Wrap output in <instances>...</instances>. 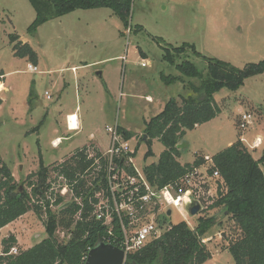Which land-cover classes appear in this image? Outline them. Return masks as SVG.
<instances>
[{"label":"rangeland","instance_id":"obj_1","mask_svg":"<svg viewBox=\"0 0 264 264\" xmlns=\"http://www.w3.org/2000/svg\"><path fill=\"white\" fill-rule=\"evenodd\" d=\"M35 19L36 13L27 0H0V75L5 76L6 87L0 96L3 101L0 151L16 184L24 188H27V176L38 170L40 161L44 165L51 163L47 180L54 183L55 189L61 186L53 168L66 159L52 163L60 158L61 151L58 150L65 145L74 147L87 142L89 134H93L106 150L108 135L104 127L115 125L116 121L135 136L131 147L135 151L133 162L136 169L142 172L145 166L155 163L163 146L154 140L151 145L153 155L144 157L147 146L140 141L144 121L156 116L160 103L168 97L179 102L177 93H180L181 86L182 96L198 97L194 89L201 85V79L186 77L165 61V49L171 53L172 49L183 45L193 46L198 56L186 49L181 56L171 53L172 60L175 64L189 61L200 69L203 76L206 74L204 58L223 61L237 69L264 60V0H131L127 28L105 8L75 11L47 21L30 34L28 28ZM9 35H17L35 51L37 73L28 72L26 61L14 56ZM141 61L149 65L141 67ZM83 65L86 67L78 68ZM71 68H75L74 71ZM102 69L113 96L106 93L104 84L96 75ZM76 75L80 77L79 98L75 97L73 88ZM162 76L169 82L166 83ZM146 94L155 103H148L144 99ZM213 98L220 109L219 116L211 123L186 132L183 139L189 143V149H185L179 162L191 163L196 153L201 157H212L241 138L250 148L259 138L256 135L261 134L259 147L250 150L246 147L254 159H260L264 149V124L263 127L258 124L264 123V73L245 80L235 91L223 88ZM76 105L81 110V131L67 132L59 113L73 111ZM243 114L251 116L250 125L245 130L238 127ZM54 137L67 139H62V146L54 150L50 142ZM85 147L84 154L97 152L93 146ZM259 166L264 171V165ZM208 167L209 163H205L200 172L191 177V188L201 196L207 208L215 200L217 189L214 179L206 177ZM84 178L88 181L89 193L96 192L100 187L97 182L101 181L96 165L92 164L84 172ZM96 178L97 184H92ZM46 198L48 200V192ZM61 198L63 204L60 206L80 203L69 193ZM99 202L101 207L102 204L107 206L102 196H99ZM37 204L43 205L41 201ZM60 206H49L58 218L61 217ZM42 210L40 217L28 212L0 229V256L2 241L10 237L16 240L12 247L16 249L14 255L46 238L44 222L47 217L44 207ZM168 210L171 211L170 217L164 214L162 206L151 204L145 213L136 214L142 220L135 225L146 223L151 215L162 227L184 222L177 210ZM204 211L193 218L185 216L188 228H195L196 220L204 216ZM206 215H215L223 222L224 229L214 230L203 238L212 255L204 264H234L226 250L231 222L219 209L208 211ZM79 216L80 213L74 219ZM72 228L63 229L58 225L54 237L60 243H66Z\"/></svg>","mask_w":264,"mask_h":264},{"label":"trees","instance_id":"obj_2","mask_svg":"<svg viewBox=\"0 0 264 264\" xmlns=\"http://www.w3.org/2000/svg\"><path fill=\"white\" fill-rule=\"evenodd\" d=\"M27 1L36 13V19L28 28L30 34L47 21L78 10L109 9L122 22L124 28L128 27L131 14V0ZM9 43L16 58L24 59L33 66L37 65V54L27 43L21 42L17 35H9ZM186 49L198 56L191 45L174 48L171 53L173 56H181ZM171 53L165 49L163 59L174 65L184 76L201 79V85L194 89L199 94L198 97L179 95V102L171 98L160 113L145 123L140 139L142 142L143 137H146L143 141L147 146L145 157L152 155L150 148L153 140L164 148L155 163L143 168L145 179L156 189L174 184L205 164L201 156H195L191 164H180L177 159L181 150L177 145L187 131L219 116L220 109L213 95L223 88L235 91L243 86L245 80L264 73V60L237 69L226 62L204 58L206 74L203 76L200 69L189 61L175 64ZM162 79L166 81L167 77L162 76ZM1 103L0 99V105ZM40 125L41 123L35 131ZM123 134L126 139L134 137L127 131H123ZM85 150L86 147H82L73 151L69 158L53 168L66 181L73 198L80 201L79 204L72 202L59 209L60 218L58 214L50 211L46 198L49 166L40 161L38 170L27 176V188H24L16 184L9 168L0 157V229L28 212L40 217L43 207L47 217L44 222L46 238L29 249L20 251L17 255H9L16 240L14 237L3 240L0 264H84L89 250L97 241L101 240L115 247L120 245L121 234L116 220L113 221L112 231L109 233L102 222L91 217L92 208L88 201L93 198L94 192L92 190L89 193L84 172L91 166L92 160H86ZM260 164L264 165V149L260 159L255 161L240 139L213 155L206 177L214 179L217 186L216 197L212 205L204 211V216L196 220L195 228L191 230L185 222L170 225L158 239L128 255L124 264L206 263L212 255L203 243V238H207L214 230L224 229L223 222L215 215H206L208 211L215 209L221 210L222 214L227 213L226 220L231 222V236L227 238L226 250L234 264H264V171ZM126 171L129 175L136 176L132 167H127ZM215 172L218 174L216 178L212 177ZM97 181L98 178L92 184ZM39 201L44 206L37 204ZM93 201L96 202L94 198ZM61 204L62 198L58 197L55 205L59 207ZM78 213L80 216L75 220L74 216ZM58 225L63 229L73 227L66 243H60L54 237Z\"/></svg>","mask_w":264,"mask_h":264},{"label":"built area","instance_id":"obj_3","mask_svg":"<svg viewBox=\"0 0 264 264\" xmlns=\"http://www.w3.org/2000/svg\"><path fill=\"white\" fill-rule=\"evenodd\" d=\"M148 65L149 63L146 61H141L140 63L141 67ZM27 70L30 73H37L38 71L37 67L33 65H28ZM45 96L47 98L50 97L47 92H45ZM239 120V129L245 130L250 125L251 116L243 114ZM66 126L69 130L68 119ZM105 131L108 135L106 151L99 153L98 156L96 153H89L88 151L85 154L86 160H92L93 166L96 165L97 171L101 174V181L97 182L100 183V187L93 195L96 202L93 201V198H89L88 202L92 207L91 217H94L96 221L102 222L109 233L112 231L113 221L116 220L118 223L121 234V242L118 248L123 250L126 261L128 255L140 251L149 242L158 239L168 229L159 225L152 215L149 221L136 227L135 224L142 220V217H138L136 214L145 213L147 206L151 204L160 205L166 215L169 208H174L184 218L185 223H187L185 219L187 214L184 211V203L186 201L193 199L198 202L201 206V212L207 210V206L203 203L201 196L191 188V177L200 172L199 168L186 174L174 184L164 186L161 189L153 188L147 183L144 175L142 176L134 167L132 162L134 151L131 147V139H126L123 131L116 124L107 126ZM261 144L260 138H256L250 148L255 149ZM204 161L209 163L211 159L204 157ZM127 167H134L136 176L129 175L126 171ZM212 177H218L217 172L213 173ZM59 178L62 185L56 189L54 188V183L47 180L50 208L58 207L55 205L58 197H64L68 193L71 194L66 181L62 177ZM99 196L106 199L107 206L101 203V207ZM8 254H16V249H10Z\"/></svg>","mask_w":264,"mask_h":264},{"label":"crops","instance_id":"obj_4","mask_svg":"<svg viewBox=\"0 0 264 264\" xmlns=\"http://www.w3.org/2000/svg\"><path fill=\"white\" fill-rule=\"evenodd\" d=\"M75 12V11H74ZM74 12H72V13H74ZM71 14V13H70ZM69 15V14H68ZM65 16H67V15H65ZM142 56L144 55L143 53L141 54ZM145 56V55H144ZM116 58H118V57H116ZM115 58V59H116ZM22 60H24V59H22ZM26 61V60H25ZM27 63V62H26ZM28 64V63H27ZM92 64H95V63H92ZM28 65H30V64H28ZM89 65V64H88ZM87 65V66H88ZM36 67V66H35ZM84 67H86V65H83V66H79L78 68H84ZM74 69L75 68H71V70H73L74 71ZM28 71V70H27ZM29 72V71H28ZM38 72V71H37ZM122 72V68H120V73ZM96 75H98V77H99V80L102 82V84H104V88H105V90H106V93L108 94V95H110V96H113V92H112V89H111V86L109 85V83H108V81H106V79H105V77H104V70L102 69L100 72H98V73H96ZM4 75H0V96H1V94L3 93V92H5L6 91V87H5V82H3V80H4ZM108 83V84H107ZM73 88H74V90L76 91V93H75V97L76 98H79V96H80V94H81V87H80V77L78 76V75H76V76H74L73 77ZM179 90H180V93H177V96L178 95H181V93H182V90H183V87L181 86L180 88H179ZM131 92V91H130ZM119 95H121L120 93H119ZM0 99H1V101H2V98L0 97ZM144 99L148 102V103H155V100L154 99H152L149 95H144ZM169 99H171V97H168L165 101H164V103H160V105H159V108H160V111H159V113L162 111V109H163V107H164V105H165V103L169 100ZM77 102V101H76ZM2 103H3V101H2ZM2 103H1V105H2ZM1 105H0V108H1ZM79 110V111H78ZM81 110H80V107H78V105H76V107H75V109L72 111L71 109L70 110H67V111H65V110H62L59 114V117H60V119H61V123L63 124V122L65 121V125H66V122H67V119H68V121H69V116H71V115H74L75 117H76V121H77V128L75 129V131L74 130H71V128L68 130L67 129V126H66V131L67 132H80L81 131V121H80V117H79V112H80ZM48 113V112H47ZM63 119H64V121H63ZM214 120H216V119H214ZM214 120H212V121H210V122H208V123H211V122H213ZM149 120H147V121H144L145 123L146 122H148ZM41 124H42V122H41ZM115 124L121 129V130H123V131H127L128 129H125V128H123L121 125H119V123L116 121L115 122ZM206 124V123H205ZM263 124L264 123H262V124H258V126H260V127H263ZM107 126H109V125H106L105 127H104V130H105V128L107 127ZM200 127V126H199ZM199 127H196L195 129H198ZM144 130V129H143ZM106 132V131H105ZM107 134V133H106ZM257 137H263V135H256ZM135 137V136H134ZM131 138V140H134L135 138ZM107 138H108V136H107ZM62 139H67V137H64V138H62V137H54L53 139H51L50 140V142H51V147H52V149H58V148H60V146H62V144L63 143H61V140ZM239 140V139H238ZM241 140V142H242V144L245 146V147H247L246 146V144H245V141H244V139H240ZM60 141V142H59ZM108 141V140H107ZM154 141V140H153ZM152 141V142H153ZM231 142H229L228 144H230ZM233 144V143H232ZM152 145V144H151ZM178 145H180L181 146V148H180V150H181V154H180V157H181V155L184 153V151H185V149H186V151L189 149V143H185V140L183 139ZM85 146H93V148L95 149V151H97L98 153H104L106 150H104L103 149V147L101 146V144L99 143V141H98V139H96L95 137H94V135L93 134H89V136H88V141L87 142H85V143H83V144H81V145H77V146H74V147H69V145H65V146H63V149L62 150H58V151H61V153H60V158H58V159H56V160H54L52 163H55V162H61L62 160H65V159H67L69 156H71L72 155V153H73V151H75V150H77V149H80V148H82V147H85ZM107 146H108V144H107ZM230 146V145H229ZM248 148V147H247ZM107 149V148H106ZM151 149V148H150ZM249 150L251 149V148H248ZM163 150H164V148H163ZM162 150V151H163ZM161 151V152H162ZM96 152V153H97ZM152 152V151H151ZM146 154V153H145ZM145 154H144V157H145ZM161 154V153H160ZM159 154V155H160ZM251 154V153H250ZM134 155H135V151H134V153H133V155H132V162H133V158H134ZM152 155H153V153H152ZM151 155V156H152ZM252 155V154H251ZM195 156H199V154L198 153H196L195 154ZM0 157H1V159H2V161L5 163V161H4V157H3V155H2V153H1V151H0ZM159 157V156H158ZM179 157V158H180ZM202 157L204 158V157H208V156H204V155H202ZM65 158V159H64ZM145 158H147V157H145ZM179 158L177 159L178 160V162H179ZM210 159H211V157H209ZM195 159V158H194ZM194 159H193V161H194ZM254 159V158H253ZM255 161H257V160H259V158L258 159H254ZM192 161V162H193ZM191 162V163H192ZM180 164H182V165H184L182 162H179ZM191 163H188V164H191ZM51 164V163H50ZM50 164H48V165H45V166H49ZM133 164H134V162H133ZM152 164V163H151ZM185 164H187V163H185ZM6 165V164H5ZM150 165V164H149ZM7 166V165H6ZM148 166V165H147ZM135 167V166H134ZM135 169H136V167H135ZM200 169V168H199ZM137 170V169H136ZM11 171V170H10ZM138 171V170H137ZM139 172V171H138ZM11 173H12V171H11ZM142 176L144 175L143 174V170H142V172H139ZM13 175V174H12Z\"/></svg>","mask_w":264,"mask_h":264},{"label":"water","instance_id":"obj_5","mask_svg":"<svg viewBox=\"0 0 264 264\" xmlns=\"http://www.w3.org/2000/svg\"><path fill=\"white\" fill-rule=\"evenodd\" d=\"M146 137H143V141ZM180 149L181 146L177 145ZM69 203L64 204L60 209L66 207ZM184 211L188 217H196L201 213V206L195 200L186 201L184 203ZM171 212L168 211L167 215L170 216ZM227 215V213H225ZM223 235V234H222ZM124 252L118 247H115L104 241H97L96 244L89 250L84 264H124Z\"/></svg>","mask_w":264,"mask_h":264},{"label":"bare ground","instance_id":"obj_6","mask_svg":"<svg viewBox=\"0 0 264 264\" xmlns=\"http://www.w3.org/2000/svg\"><path fill=\"white\" fill-rule=\"evenodd\" d=\"M69 127L71 130H75L77 128V121L74 115L69 116Z\"/></svg>","mask_w":264,"mask_h":264}]
</instances>
